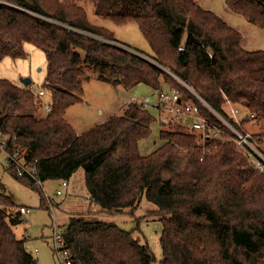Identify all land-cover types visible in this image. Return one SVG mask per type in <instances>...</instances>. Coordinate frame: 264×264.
<instances>
[{
    "label": "trees",
    "instance_id": "16d2710c",
    "mask_svg": "<svg viewBox=\"0 0 264 264\" xmlns=\"http://www.w3.org/2000/svg\"><path fill=\"white\" fill-rule=\"evenodd\" d=\"M224 1L264 28V0ZM87 4L116 24L136 22L153 60L108 42H116L114 33L89 20ZM242 39L198 0H0V62L26 58V44L41 49L47 63L41 88L51 102V111L42 115L43 99L35 91L0 78V137L7 151H18L36 167L43 182H68L84 168L89 198L101 211H133L144 196L154 203L152 213L163 221L162 264H264V172L197 96L240 131H246L245 122L264 119V50L247 49ZM92 79L127 90L145 84L157 93L167 85L221 133L203 137L159 111L164 142L143 155L139 142L151 135L155 118L152 104L132 100L121 113L78 133L66 111L83 101L84 85ZM230 104L247 110L239 122ZM6 169L38 186L14 166ZM21 220L0 183V264H38L26 238L13 229ZM63 235L73 264L155 260L147 244L116 224L72 216Z\"/></svg>",
    "mask_w": 264,
    "mask_h": 264
},
{
    "label": "rangeland",
    "instance_id": "374dc122",
    "mask_svg": "<svg viewBox=\"0 0 264 264\" xmlns=\"http://www.w3.org/2000/svg\"><path fill=\"white\" fill-rule=\"evenodd\" d=\"M198 2L204 8L214 11L230 25L237 28L243 35L242 44L245 48L264 50V28L251 23L242 15L232 11L224 0H198ZM86 9L89 20L93 24L102 26L114 33L116 42L109 40L110 43L138 53L137 49L142 56L151 61L153 60L150 57L153 54L151 47L136 22L119 25L95 15L91 4H87ZM26 46L29 47L32 53L35 52L33 58L28 50H26L28 53L26 58L12 59L6 57L9 60H5V58L0 62V76L2 78L11 76V73H9L11 69L7 66V63L17 65L20 70L22 67H27L32 86L35 89H40L46 75L45 53L32 44H26ZM168 72L174 76V73ZM118 87L113 88V85L107 82L94 79L86 82L83 102L72 105L66 111L69 121L72 120L75 125L70 122L73 126H76L74 128L80 131L83 128L81 125L85 117H92L94 120L101 118L106 121L110 116L121 113L120 107L124 99L127 100L128 93L134 95L137 99H142L148 95L153 101L157 98V92L145 84H140L130 89L129 92L126 88L125 90L123 87ZM165 87L166 90H170L167 85ZM188 88L191 87L188 86ZM97 95L100 97H94ZM47 100L48 97L45 96L44 102ZM119 101L120 103H118ZM90 102L95 109L91 112L92 115L87 111L91 107ZM98 103L102 105L97 106ZM236 108L241 111H239L241 114L239 113L238 117L247 114V110L240 107ZM149 109L155 120L151 124V135L139 142V149L143 155L152 153L164 142L161 138V129L165 125H162L159 110L152 105L149 106ZM45 113L46 111L43 108L41 114L45 115ZM245 127L249 131L259 134L264 131V120H250L245 122ZM262 138L264 139V137ZM7 165V153L1 148L0 183L3 185L5 193L12 197L16 210L20 206L30 208L29 213L21 214V222L13 226V229L18 238H26V248L38 259V264H63L54 252L53 227L56 225L59 231H65L72 216H84L89 220H101L118 225L121 229L131 232L133 237L140 243L147 244L150 247L155 257L152 264H162L161 235L163 221L161 215L152 213L156 209V205L149 202L145 196L133 211L125 210L121 213L110 214L101 211L98 205L91 202L85 185L84 168L76 171L68 181L67 186L63 184L64 181L62 180L50 179L43 182L42 189L40 186L33 188L21 182L6 169ZM57 190H61L62 193L57 194ZM45 193L52 199V206H49Z\"/></svg>",
    "mask_w": 264,
    "mask_h": 264
},
{
    "label": "built area",
    "instance_id": "2783aa9c",
    "mask_svg": "<svg viewBox=\"0 0 264 264\" xmlns=\"http://www.w3.org/2000/svg\"><path fill=\"white\" fill-rule=\"evenodd\" d=\"M99 39H102L98 37ZM105 40V39H103ZM110 42L109 40H107ZM182 49V48H180ZM211 56V53L208 52ZM32 91H35L38 97L43 99V108L46 112L51 111V102L45 101L44 98L47 95L46 91L42 88L35 89L31 84L28 85ZM192 92L193 89L190 88ZM197 94L196 92H194ZM197 96L209 107L235 134V142L241 150L246 152L252 162L255 164L259 172H264V149L258 144V141L252 137V134L248 131H240L236 126H234L230 121H228L224 116L212 108L205 100H203L198 94ZM132 101H138L144 103L145 105L152 104L156 107L163 118L175 121L179 124L187 125L191 129H195L201 133L203 137L214 136L218 137L221 133L220 129L208 121V119L201 114L200 109L197 105L192 103H184L180 98V94L176 90L168 91L165 88H162L157 93V98L153 101L150 96H146L142 99H137L133 97ZM230 112L235 117L236 121H240L239 110L230 104ZM253 116V115H252ZM3 148L7 153V163L14 166L17 170L18 175L20 176H29L33 178L38 186L43 189V181L37 176V169L34 165L28 166L25 162V158L19 155L18 151L9 152L6 150L5 142L0 137V149ZM64 185H68L67 181L63 182ZM61 190H57V194H61ZM48 200L49 206L53 204L52 199L45 193ZM18 211L21 214H27L30 212V208L26 206H20ZM53 246L54 252L63 264H73L72 259L69 253V250L66 247L65 238L63 231H59L57 226L53 227Z\"/></svg>",
    "mask_w": 264,
    "mask_h": 264
},
{
    "label": "crops",
    "instance_id": "0c3cea01",
    "mask_svg": "<svg viewBox=\"0 0 264 264\" xmlns=\"http://www.w3.org/2000/svg\"><path fill=\"white\" fill-rule=\"evenodd\" d=\"M30 45V44H29ZM25 48H26V50H28L30 53H31V56H32V58H33V53L35 54V52H31V50L29 49V47H27L26 45H25ZM5 60H9V58H6ZM46 61V60H45ZM5 62H8V61H5ZM47 64V63H46ZM45 64V65H46ZM7 66L8 67H10V69H11V72H9V73H11V76H6L5 78H7V79H10L12 82H14L15 84H17V85H23V83H22V81H21V79L22 78H24V77H29V75H28V71H29V69L26 67H22L21 68V70H20V68L17 66V65H14V64H9V63H7ZM45 70H46V68H45ZM3 76H5V75H3ZM0 78H2V76H0ZM30 78V77H29ZM94 80H97V79H94ZM103 82V81H102ZM106 83V82H105ZM31 85H32V82H31ZM118 86H120V87H123L124 89H125V87L124 86H122V85H118ZM118 86H116V88H119ZM115 86H113V88H114ZM138 88V87H137ZM126 90V89H125ZM128 92H129V90H128ZM157 94V93H156ZM47 97H48V100L47 101H50L49 100V96L48 95H46ZM148 96H150V95H148ZM94 97H100L99 95H97V96H94ZM133 97H135L134 95H131L130 93H128V98H127V100L126 99H124V101L122 102V105H121V110H122V108L124 107V105L125 104H127V103H129L132 99H133ZM83 102V101H82ZM78 103H81V102H78ZM118 103H120V101L118 102ZM76 104V103H75ZM74 105V104H73ZM90 105H91V107H89V109L87 110L89 113H91L92 111H93V109H94V105L90 102ZM97 106H99V105H102V104H100V103H98V104H96ZM70 107H72V105L70 106ZM69 107V108H70ZM69 108H68V110H69ZM240 108H242V107H240ZM229 109H230V106H229ZM243 109V108H242ZM67 110V111H68ZM95 110V109H94ZM240 111V110H239ZM241 112V111H240ZM239 112V113H240ZM241 114V113H240ZM91 115H92V113H91ZM245 116V114H242L241 115V117H240V120L243 118ZM66 118L68 119V117H67V114H66ZM101 119V118H100ZM100 119H96V120H94V118H84L83 119V124L81 125V127H83L82 129H80V131L79 130H77V132L78 133H82V131H86V130H88V129H90V128H92L94 125H97V124H99V123H101L102 121H104V120H100ZM69 120V119H68ZM264 120V119H263ZM262 120V121H263ZM71 122H72V120H70ZM73 123V122H72ZM74 124V123H73ZM75 125V124H74ZM74 127H76V126H74ZM243 128L246 130V131H248V132H250L251 134H256V133H253V132H251V131H249L246 127H245V123L243 124ZM82 130V131H81ZM264 132V131H263ZM257 141H258V144L264 149V139L261 137V138H257L256 139ZM263 141V142H262Z\"/></svg>",
    "mask_w": 264,
    "mask_h": 264
},
{
    "label": "water",
    "instance_id": "95a60500",
    "mask_svg": "<svg viewBox=\"0 0 264 264\" xmlns=\"http://www.w3.org/2000/svg\"><path fill=\"white\" fill-rule=\"evenodd\" d=\"M23 85L28 86L31 84L32 80L29 77H24L21 79ZM163 125H165V122H163Z\"/></svg>",
    "mask_w": 264,
    "mask_h": 264
}]
</instances>
